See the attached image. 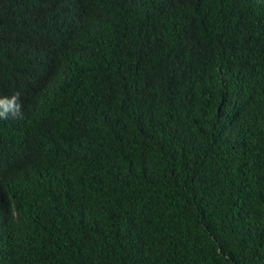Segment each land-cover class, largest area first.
I'll list each match as a JSON object with an SVG mask.
<instances>
[{
	"label": "trees",
	"instance_id": "trees-1",
	"mask_svg": "<svg viewBox=\"0 0 264 264\" xmlns=\"http://www.w3.org/2000/svg\"><path fill=\"white\" fill-rule=\"evenodd\" d=\"M0 264H264V0H0Z\"/></svg>",
	"mask_w": 264,
	"mask_h": 264
},
{
	"label": "clouds",
	"instance_id": "clouds-1",
	"mask_svg": "<svg viewBox=\"0 0 264 264\" xmlns=\"http://www.w3.org/2000/svg\"><path fill=\"white\" fill-rule=\"evenodd\" d=\"M20 92H14L11 97L0 98V119L22 118V105L19 102Z\"/></svg>",
	"mask_w": 264,
	"mask_h": 264
}]
</instances>
